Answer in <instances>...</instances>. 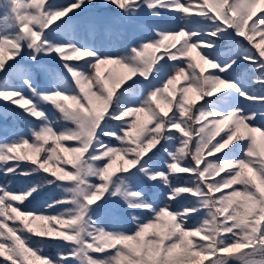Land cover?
Here are the masks:
<instances>
[{
	"label": "snow or ice",
	"instance_id": "6c2138e0",
	"mask_svg": "<svg viewBox=\"0 0 264 264\" xmlns=\"http://www.w3.org/2000/svg\"><path fill=\"white\" fill-rule=\"evenodd\" d=\"M100 3L127 23L145 9L181 23L154 24L122 51L102 53L83 34L127 33L79 17L96 0H0V101L31 118L30 135L13 128L12 139L0 137V173L44 174L23 191L0 184V264H264V0ZM242 63L259 92L233 75ZM109 65L122 74H102ZM221 94L259 107H219ZM46 185L64 198L29 209ZM123 212L134 229L102 222Z\"/></svg>",
	"mask_w": 264,
	"mask_h": 264
},
{
	"label": "trees",
	"instance_id": "16d2710c",
	"mask_svg": "<svg viewBox=\"0 0 264 264\" xmlns=\"http://www.w3.org/2000/svg\"><path fill=\"white\" fill-rule=\"evenodd\" d=\"M88 13H95L97 17L102 16L104 19H108L111 22L119 21L120 17L123 15L119 12L118 9H116L114 6H105L102 3H100V0H96L95 6H89L86 8L84 11L79 13V17H83ZM138 16H141L140 18L142 19H147L151 17L147 10H143L139 13ZM209 24L208 21L201 22L197 26H207ZM233 37L235 34H232ZM211 39V38H210ZM237 40L239 38H236ZM221 44V47L223 44H226L227 41H221L219 42ZM27 51V50H25ZM19 59V58H18ZM23 62V61H22ZM46 62L49 64H52L53 61L47 60ZM248 65L246 63H242L237 69L236 72L233 74L235 77L242 79V87L246 89H253L259 92L260 86L259 85H254L251 83L250 76L253 75L251 73H248ZM123 72V71H122ZM122 74V73H121ZM3 74H0L2 76ZM180 96V89L177 90V93L175 96H173V106L175 104V99H179ZM190 98L192 97V94H190ZM213 100H216L214 98ZM244 100L242 97L239 98L237 101H235V95H227L225 96V99L219 101L218 106L219 107H230V106H239V104L243 103ZM254 105V104H253ZM19 109L13 108L11 105L4 103L3 101H0V112H4L7 114V119H4L3 117H0V133L4 134L6 132H11L13 128H15L18 132L24 135H29L28 133V121L31 119L30 117L26 118H20L18 115H14L15 113H19ZM49 115V119H55L56 116H58V113L54 111L51 112ZM143 120V116H142ZM38 123V122H37ZM223 134V133H221ZM110 138H105V142L107 143ZM218 139V137H217ZM65 146H68L72 144L73 142H63ZM61 157L64 158H70L69 154L65 153H60ZM11 163V162H10ZM59 164H62L63 161L57 162ZM122 161H117L116 167H119L121 165ZM66 168H71V165H65ZM44 175L43 173L39 174H33L32 176H19V177H10V176H5L3 173H0V184H5L6 182L9 183V186L12 187L16 191H23L26 190L36 182L39 181L40 177ZM183 175L187 178L189 174H180ZM68 183V182H64ZM175 183V182H174ZM143 187L145 188L144 190L149 194V197L153 200H155L157 203L162 204L163 201L165 200V196L163 195L162 192L159 190H156L152 187V182H146L143 184ZM187 195V194H183ZM37 198V202L33 206H28L29 209L32 208H37L43 210V207L46 205V203H50L53 199H62L64 198V193L62 192L61 189H56L54 185H46L44 188L40 189L38 193H33V197H30V199L35 200ZM202 219V218H201ZM199 221H196L195 219L192 221V223H198ZM45 222H38V227L43 228L45 227ZM117 229H134V225L130 224H123V223H118L115 225ZM49 254H55V249L49 248L47 249ZM2 260V258H0Z\"/></svg>",
	"mask_w": 264,
	"mask_h": 264
},
{
	"label": "rangeland",
	"instance_id": "374dc122",
	"mask_svg": "<svg viewBox=\"0 0 264 264\" xmlns=\"http://www.w3.org/2000/svg\"><path fill=\"white\" fill-rule=\"evenodd\" d=\"M58 2H60V0H58ZM170 16H171V14L162 13V17H158L156 20L161 21V19H163V18L164 19H168V18H170ZM84 18H93V17H92V15H89V16H85ZM171 20H173V19H171ZM174 20H175V24L171 25V24H166L165 23V27L171 28V27H174L176 24H180L181 23L180 21H178L176 19H174ZM200 20H202V19H198L197 22L200 21ZM161 23L162 22H160L159 24H161ZM143 25H149V24H142L140 22L131 23L130 26H132V27H131V31H130L129 29H126L127 26L124 23H121L118 27H120V30L122 32L127 33V35L125 36V38L123 40L114 41L113 39H110L107 36L106 33H104V37H105L104 38L103 37V33H101V31L99 29L95 33H92L94 35L93 38H87L85 40L87 41V44L98 48L102 53L103 52H110L112 54H116L117 52L122 51L126 47V41H131V43H132V42H134L135 40H137L138 38H140L142 36L151 34V31L148 28L144 27ZM98 35H100L99 43L97 42V39H96V36H98ZM161 51H163V50H161ZM204 67H205L206 70H208L206 65ZM110 69L112 70V73H113L114 76H119L122 73V71H123L122 69L119 68V66L109 65V66H102V74H106ZM211 70L212 69H209V71H211ZM206 74H207V72L205 71V75ZM37 84L41 88H43L45 86L46 81H45L43 76L37 77ZM184 84H185V81H183V80H181L179 83L176 84L175 92H174L173 96L176 95L177 90L181 89V87H183ZM221 95L224 96L226 94H221ZM213 98H215V97H213ZM198 103H199V101H198ZM239 106L245 108V110H256L259 107L258 105H253L249 101H243V103L239 104ZM41 107H43L48 112V114H51V112L55 110V109L52 108L51 105H41ZM1 136L2 135H0V137ZM5 184H9V183L6 182ZM141 187H143V185H141ZM36 202H37V198L35 200L30 199L29 202H26V203L29 206H33ZM121 206L123 208L127 207L126 205H123L122 202H121ZM128 220H129V217H128L127 212L121 213L119 220H113V217H112V215L110 213H106L102 217V222L106 226L112 225V224L117 225L118 223H123V224H127L128 225L129 224Z\"/></svg>",
	"mask_w": 264,
	"mask_h": 264
}]
</instances>
